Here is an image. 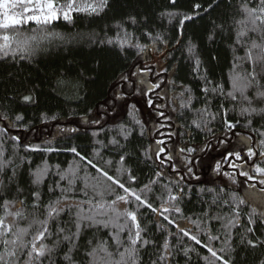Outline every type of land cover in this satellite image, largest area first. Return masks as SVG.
I'll return each instance as SVG.
<instances>
[{"label":"snow or ice","instance_id":"obj_1","mask_svg":"<svg viewBox=\"0 0 264 264\" xmlns=\"http://www.w3.org/2000/svg\"><path fill=\"white\" fill-rule=\"evenodd\" d=\"M111 4L0 0V63L82 39L118 62L91 103L82 72L71 94L56 77L51 91L87 104L79 113L40 112L41 124L72 121L58 134L85 145L20 135L21 109L39 103L27 77L0 94V264H240L249 252L264 264V0H160L98 32L52 28ZM222 6L205 39L226 41L231 59L214 75L186 25Z\"/></svg>","mask_w":264,"mask_h":264},{"label":"trees","instance_id":"obj_2","mask_svg":"<svg viewBox=\"0 0 264 264\" xmlns=\"http://www.w3.org/2000/svg\"><path fill=\"white\" fill-rule=\"evenodd\" d=\"M203 2L207 5L211 3V0H203ZM159 3L160 0H112L111 9L101 17L75 14V22L73 24H68L61 20L57 21L52 28L56 32L73 35L93 31L98 32L106 24H110L114 17L119 18L129 12H151ZM181 6H183V0H181ZM222 10L223 6L211 12L210 15L186 25V35H192L199 40L202 58L214 75L221 72L226 73L231 59V52L227 47L226 41L218 38L215 44H208L205 39L207 31L211 27V20L216 19L219 22ZM213 56L217 59L212 60L211 57ZM97 61L100 62L101 74L98 79L93 81L90 77L95 74ZM117 67L118 62L113 53L90 44L87 39L70 44L57 42L39 51L31 64L11 65L0 63V94H3L5 89L16 86L18 80L23 81L27 77L29 84L39 85V103L35 107L21 109L26 116V120L31 122V128L28 132H21L20 135L28 137L33 143L53 140L56 144L77 143L85 145L88 143V137L83 135L82 132L68 134L71 136L70 139H65V134H58L57 124L61 127H68L73 126L72 121L63 120L48 125L41 124L39 120L40 112L49 111L67 116L72 111L79 113L87 106V104H80L75 100H67L64 95H57L51 91V87L54 85L58 75L62 73L68 74L70 82L65 86L64 91L67 94H71L73 91L71 81L82 72L84 79L80 80L81 91L88 94V102L91 103L99 98V93L103 91L105 77L110 75ZM178 76L185 80L187 79V69L183 65L180 67ZM65 158L63 155L59 157L61 160ZM197 186L199 185L197 184ZM191 208L192 205L187 206V209ZM261 251L264 250H258L256 255L258 256ZM240 254H243L242 251ZM252 262L253 256L249 252L248 260L240 262V264H252ZM192 264H196L195 256H193Z\"/></svg>","mask_w":264,"mask_h":264},{"label":"rangeland","instance_id":"obj_3","mask_svg":"<svg viewBox=\"0 0 264 264\" xmlns=\"http://www.w3.org/2000/svg\"><path fill=\"white\" fill-rule=\"evenodd\" d=\"M203 178L207 179L208 177L207 176H204Z\"/></svg>","mask_w":264,"mask_h":264}]
</instances>
